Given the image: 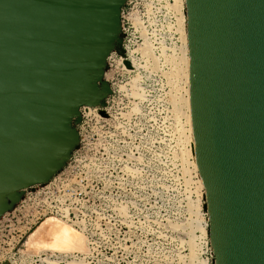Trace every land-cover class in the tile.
<instances>
[{"label":"water","instance_id":"obj_1","mask_svg":"<svg viewBox=\"0 0 264 264\" xmlns=\"http://www.w3.org/2000/svg\"><path fill=\"white\" fill-rule=\"evenodd\" d=\"M124 2L0 0V216L68 160L79 107L104 105ZM184 13L210 260L264 264V0H184Z\"/></svg>","mask_w":264,"mask_h":264},{"label":"rangeland","instance_id":"obj_2","mask_svg":"<svg viewBox=\"0 0 264 264\" xmlns=\"http://www.w3.org/2000/svg\"><path fill=\"white\" fill-rule=\"evenodd\" d=\"M174 2L179 4L175 0H127L122 6L121 34L129 40L125 55L117 53L114 58L116 62L126 59L128 66L114 71L106 64L105 79L111 81L112 91L104 113L89 107L88 116L78 124L79 140L69 159L43 191H39L40 184L26 189L28 197L22 202L29 205L26 212H36L33 209L39 203L45 205L43 217L28 232L45 215L64 220L61 212L67 208L65 221L82 235L84 249L44 250L17 258V244L16 255L10 248L17 232L4 225L0 227V262L189 264L187 232L191 228L198 260L194 264H211L202 188L196 189V167L185 151L190 148L185 139V110H174V105L182 106L178 99L188 97L185 77L181 72L177 78L173 75L172 65L179 63V55L184 52L188 58L185 14L181 22L177 19L184 5L177 10L170 7ZM141 27L155 58L147 61L151 70L142 67L140 47L145 41ZM194 211L201 230L194 227ZM19 219L24 224L31 215Z\"/></svg>","mask_w":264,"mask_h":264},{"label":"bare ground","instance_id":"obj_3","mask_svg":"<svg viewBox=\"0 0 264 264\" xmlns=\"http://www.w3.org/2000/svg\"><path fill=\"white\" fill-rule=\"evenodd\" d=\"M175 1L179 2V4L177 3L178 5H180L181 3L184 5V0H175ZM174 4L175 5H173V6L171 4L170 7H175V9L178 10L179 6L176 5L175 2H174ZM184 14L185 13H183V12L180 13V15L178 14L180 16V17L178 16V18H177L178 21H180L182 19ZM178 24H179V22H178ZM181 29L182 28H180V30ZM141 30L142 31L140 33H141V35H142V37H143V39L145 41L144 46L140 47V52H141V55L144 58V62H145V64L142 65V67L148 69L149 67L147 65V61L149 59H151L153 61L155 58H154V55L151 53V47H149L150 45L148 46L149 43L147 42V38H146V36L144 34V31H143L142 27H141ZM181 31H183V30H181ZM181 31H180V33H181ZM182 33H184V32H182ZM124 48L125 47H123V49ZM124 55H125V52H124ZM179 56H180L179 57V63L177 62V63H174L172 65V66H174L173 67L174 68L173 69V75L175 76V78H177L176 77L177 74L180 73V72L182 73V75L185 77L184 79H186V80H184L185 81V85L187 84V90L185 89V93L187 92L186 94L188 95V58L184 56V52H182L181 55H179ZM129 63L131 64V66L134 64L133 62H129ZM151 68H149L148 70H151ZM104 78H105V72H104ZM110 89H111V87H110ZM139 96H141V95H139ZM178 100L179 101L182 100V102H181L182 106L174 105V110L179 112L181 107H183L184 110H185V111L182 112V114L185 117L187 126H188L187 135H186L185 139L187 140V142H189V145H190V148L188 150H185V151L192 156V160H193L192 164L195 167L194 156H193L192 138H191L190 126H189L188 97L187 98L182 97L181 99H178ZM173 101H175V100H173ZM89 107H94V106H89ZM197 177H198V175H197ZM47 185H48V182H46L44 184H40L39 191L40 192L43 191V187L47 186ZM199 187H201V183H200V180L198 178L196 189L199 190ZM39 191H38V193H40ZM56 198H57L58 201H62V197L61 196H57ZM189 204H191V203H189ZM204 207H205V204H204ZM24 211H25V209H24ZM195 213H196V211H194V215H195ZM61 216H62V218L64 220L55 218V217H53L51 215H45V217H44V219L42 221L37 223L33 229H31L29 232H27L26 235L20 241H18V243L16 245V248H17V251H18L17 258L19 256L27 255V254H38V253L44 252V250H48L49 252H61V253L62 252H67V251H72V250H75V251L83 250L84 249V240H83L82 235L78 231H76L71 225H69L66 222L68 220V218H69L68 209L67 208H63L62 209ZM195 216L196 217H195V220H194L195 221L194 227H197V228L200 229V227L198 226L199 215L197 214ZM192 232L193 231H192L191 228L187 232V234H188L187 244H188V249H189V255H188L189 256V264H194V262L198 261L195 258V255H194V253H195L194 252L195 251V248H194L195 243L193 242L194 236H193ZM46 259H44V260H46ZM14 260L17 261L18 259H14ZM82 263L83 262L81 261V262H78L77 264H82ZM66 264H76V263L74 261H69L68 263L66 262ZM205 264H208V262L205 263Z\"/></svg>","mask_w":264,"mask_h":264},{"label":"built area","instance_id":"obj_4","mask_svg":"<svg viewBox=\"0 0 264 264\" xmlns=\"http://www.w3.org/2000/svg\"><path fill=\"white\" fill-rule=\"evenodd\" d=\"M127 0H125L124 4L126 3ZM123 4V5H124ZM129 25L131 27H133L134 29V25H133V21L129 18V20H127ZM122 24H123V21H122V7H121V12H120V30L122 31ZM135 37H139L138 34L137 35H134ZM129 39L128 38H125L124 35H122V47H125L127 45V41ZM117 55V52L114 51V50H111L109 52V54L106 56V64L107 65H112L113 66V70L114 71H117V70H122L121 68H123L124 66H128V64L125 63L126 59H124L122 62H116L115 60V56ZM112 70V71H113ZM109 85H111V81L108 79L107 80ZM111 91H112V85H111ZM110 91V92H111ZM110 93L108 95L105 96L104 98V105L102 106H94V108H96L97 110L99 109H104L105 107V104L108 100V97H109ZM89 106H86V105H81L79 107V112H80V121L87 117L88 114H89ZM93 119H95L94 115H93ZM79 121V122H80ZM79 124V123H78ZM78 124H76V128L78 130V135H79V129H78ZM70 156H71V152H70ZM69 156V157H70ZM69 159V158H68ZM54 175V174H53ZM53 175L50 177V179L53 178ZM50 179L47 181L49 182ZM32 187V186H30ZM28 187V188H30ZM26 189H24L20 199L13 205V207L4 212L1 216H0V227L1 226H9L12 231L15 230V232H17V236L12 239L11 241H13V244L10 246V248L12 249L11 250V253L12 254H15L16 255V250H15V245L17 244V242L25 235L26 232H28V230L41 218L43 217V215L41 214L43 209H45V205L43 203H39V206L36 208V205H35V213L32 212V211H28V212H24V208L25 207H28L29 205H23V201H24V197L26 196V198L28 197L26 194ZM40 209V211L38 210ZM39 213V215H38ZM25 214H30L31 215V219L29 222L27 223H24V224H20L19 221H20V217L25 215ZM38 260H40L38 257H36Z\"/></svg>","mask_w":264,"mask_h":264},{"label":"trees","instance_id":"obj_5","mask_svg":"<svg viewBox=\"0 0 264 264\" xmlns=\"http://www.w3.org/2000/svg\"><path fill=\"white\" fill-rule=\"evenodd\" d=\"M125 63L128 64L127 61H125Z\"/></svg>","mask_w":264,"mask_h":264}]
</instances>
